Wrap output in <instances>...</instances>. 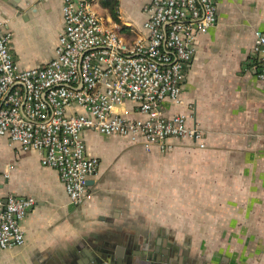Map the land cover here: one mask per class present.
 I'll return each instance as SVG.
<instances>
[{"label":"crops","instance_id":"1","mask_svg":"<svg viewBox=\"0 0 264 264\" xmlns=\"http://www.w3.org/2000/svg\"><path fill=\"white\" fill-rule=\"evenodd\" d=\"M63 1L0 0V34H10L20 69L55 58ZM153 1H97L94 10L105 30L133 44L147 36L145 8ZM215 2L218 21L197 40L183 103L163 105L166 117L186 115L205 147L173 140L167 153L146 151L86 132L87 155L100 165L89 183L92 200L77 207L38 152L0 137V198L37 200L22 224L24 246L0 249V264H95L104 240L128 248V239L139 249L144 240H169L196 264H264V54L256 45L264 0ZM136 161H145L143 173Z\"/></svg>","mask_w":264,"mask_h":264},{"label":"built area","instance_id":"2","mask_svg":"<svg viewBox=\"0 0 264 264\" xmlns=\"http://www.w3.org/2000/svg\"><path fill=\"white\" fill-rule=\"evenodd\" d=\"M97 1L107 0L63 1L64 29L45 66L20 69L10 34H0V137L38 152L77 207L92 200L89 182L100 165L87 155L86 132L146 151L167 153L173 140L205 147L199 128L184 114L166 117L163 105L183 103L197 40L218 21L215 0H155L145 8L147 36L129 44L117 30H105ZM256 45L264 54V32H257ZM258 77L264 81V57ZM36 205L33 197L0 198L1 250L24 246L22 224Z\"/></svg>","mask_w":264,"mask_h":264},{"label":"flooded vegetation","instance_id":"3","mask_svg":"<svg viewBox=\"0 0 264 264\" xmlns=\"http://www.w3.org/2000/svg\"><path fill=\"white\" fill-rule=\"evenodd\" d=\"M161 241L160 243L158 239L151 245L148 240H144L142 249H139L132 239L127 240L128 248L124 247L123 242L112 244L110 240H104L100 248L96 249L97 255L94 259L105 264H180L181 259L183 264H196L194 260L189 259L184 248L176 249L173 243L166 239ZM113 253L116 255L114 260L111 257Z\"/></svg>","mask_w":264,"mask_h":264},{"label":"rangeland","instance_id":"4","mask_svg":"<svg viewBox=\"0 0 264 264\" xmlns=\"http://www.w3.org/2000/svg\"><path fill=\"white\" fill-rule=\"evenodd\" d=\"M103 136V135H102ZM133 167L135 168L136 171H138L139 173H143V168L146 167V163L144 162H138L136 161V164L133 165ZM143 185H145V183H142ZM141 199V198H140ZM205 249V247H204Z\"/></svg>","mask_w":264,"mask_h":264},{"label":"water","instance_id":"5","mask_svg":"<svg viewBox=\"0 0 264 264\" xmlns=\"http://www.w3.org/2000/svg\"><path fill=\"white\" fill-rule=\"evenodd\" d=\"M89 183H92V182H89ZM111 257H112V259L114 260L115 259V257H116V255L113 253V254H111ZM94 261H95V259H94ZM95 264H105L104 262H102V261H100V260H96L95 261Z\"/></svg>","mask_w":264,"mask_h":264}]
</instances>
